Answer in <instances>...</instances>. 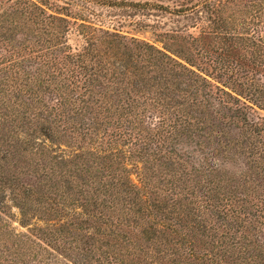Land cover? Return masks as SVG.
<instances>
[{
    "label": "trees",
    "instance_id": "16d2710c",
    "mask_svg": "<svg viewBox=\"0 0 264 264\" xmlns=\"http://www.w3.org/2000/svg\"><path fill=\"white\" fill-rule=\"evenodd\" d=\"M60 21L30 0L6 8L0 1V129H8L4 133L7 142L14 138L33 149L31 142L37 132L48 138L51 134L67 135L83 143L80 155L75 156L91 157L105 172L95 168L101 177L89 172L86 188L77 198H47L50 210L60 205L65 213L56 218L61 225H50L56 226L54 232L51 228L42 232L39 245L44 244L43 250L55 249L54 245L66 253L75 251L84 259L82 264H165L160 257L152 262L150 253L131 241L124 228L131 227L133 215L147 212L136 225L142 227L146 221L161 236L180 238L181 219L195 212L198 227L217 245L221 256L217 264H264V115H255L256 109L264 111V86L252 84L248 74H244V90L232 86L237 72L233 59L224 58L225 67L222 69L221 63L213 73L184 59L186 66L144 40L95 28L81 32L82 41L71 50L60 41L62 36L67 38L57 30L55 22ZM34 25L35 30L43 28L42 34L32 42L22 40L18 29L32 30ZM34 48L45 52L38 54ZM124 50L129 66L112 62V57ZM154 73L171 80L152 84L150 92V80L157 79ZM45 94L54 95L55 103L46 102ZM217 124L223 125L218 128ZM176 134L193 135L189 141L199 157L191 162L192 172L181 163L191 160L188 153L180 155L170 145ZM194 136L198 141H193ZM126 143H130L128 150L123 148ZM233 144L244 153L243 183L213 175L222 170L213 162L218 161V151ZM40 146L39 153L48 155L44 145ZM133 158L145 164L154 160L166 168L182 164L175 171L180 169L189 177L193 198L187 201L188 208L172 196L167 198L172 179L162 181L167 185L164 194L148 176L138 180L139 185L132 182L126 161ZM144 169L142 175H148L149 167ZM240 185H244V194ZM117 209H124L125 215H116ZM3 227L5 222L0 219V230ZM91 228L94 233L89 234ZM81 230L83 234H78ZM65 233L80 238L82 246L67 241ZM219 235L229 240L228 246L213 238ZM184 240L188 254L202 260L204 253H197L185 234ZM235 253V258L228 259ZM22 255L0 264H31L29 256Z\"/></svg>",
    "mask_w": 264,
    "mask_h": 264
},
{
    "label": "rangeland",
    "instance_id": "374dc122",
    "mask_svg": "<svg viewBox=\"0 0 264 264\" xmlns=\"http://www.w3.org/2000/svg\"><path fill=\"white\" fill-rule=\"evenodd\" d=\"M0 1L6 8L14 6L20 0ZM30 1L40 6L46 14H52L55 18L62 19L60 22H55V25L61 36L62 33L63 35L67 34V38L64 39L62 36V40H60L66 46L65 48L71 47L70 49L74 50L76 44L82 41L81 32L85 33L91 28H95L124 35L127 38L144 40L166 51L182 63H185L184 59L191 60L196 67H204L213 73H217L221 63L222 69L225 67L224 58L227 60L229 58V61L233 59L235 60L233 66L237 72L233 78L235 83L232 86L235 85L244 90V74L253 78L252 84L264 86V0ZM34 27L36 25L32 27V30L20 28L17 31L18 35L22 37V40L32 42L35 36L42 34L43 31V28L35 30ZM60 48L62 47L56 49ZM32 50H37L38 54L45 52L41 48ZM224 53H228L230 56L227 57ZM129 59L126 50H124L120 51L119 55L112 57L111 60L129 66L127 65L130 64ZM185 65L188 66L186 63ZM152 75L157 79L150 80L149 85L152 87L147 88L150 92L154 87L152 84L157 86L158 83L165 84L171 80L170 76L158 78L157 74ZM168 85L172 87L171 84ZM44 98L50 105L55 103L54 95L45 94ZM255 115H264V111L256 109ZM124 124L131 125L130 122ZM222 125L217 124L218 128ZM129 128L134 130L131 126ZM7 131V128L0 129V219L5 222V227L0 230V263L8 261L10 258H22V253H25L26 256H29L28 263L31 264H40L38 260H43L45 264H82L84 259L80 258V255L75 251L66 253L54 245L52 246L55 249L47 248L48 251H44L42 248L44 244L39 245L42 232H47V228H51L54 232L56 226L50 225H61V221L56 218L65 213L61 210L60 205L53 206L54 210H50L47 198H55L57 201H61L63 196L77 198L78 192L82 188H86L85 180L88 178L89 172L92 175L100 176L102 174L98 173L99 171L95 172V168L101 170L103 165L98 164L91 157L88 158L85 154H81L79 158L75 156L80 155L82 151L79 146L83 143L79 139L71 140L63 134H51L48 138L37 132L31 142L33 149H29L14 138L7 142V136H4ZM235 132L237 135L239 134L238 130ZM176 135L177 137H173L174 140L170 145L180 155L188 153L191 160L186 158L181 163L186 166L188 172H192V163L194 164L195 159L199 157L194 143L189 141L193 135L187 137ZM242 137L238 138L239 142H242ZM20 138L24 139L25 136L20 135ZM193 141H198L196 136ZM126 144L123 146L124 150L130 148V143ZM40 145H44V150L48 155L43 156L42 153H39L42 150ZM236 146L235 144L227 147L224 145L218 151L216 155L218 161L213 162L220 165L222 170L219 174L222 175L213 173L217 179H219L218 176L221 178L224 176L231 182H244V153H241V149ZM35 148L38 150L35 151ZM226 148L227 151H224L223 149L226 150ZM126 163L130 179L137 185L140 180L144 179V176H148L154 186L160 188L156 190L164 194L167 185H164L162 181L172 179L170 186L172 191L167 192V198L172 196L175 202L180 203L183 208H188L187 203L189 204V202L187 201L193 198L190 195L192 191L188 182L189 177L186 173H181L180 169L175 171L176 167L181 168L182 164L175 165L174 168H166L157 161L153 160L145 164L137 158L126 161ZM145 166L149 167L148 175H142L143 172H146ZM101 172L105 174L104 171L101 170ZM239 189L244 194V185H240ZM196 194L199 196V193ZM170 204L171 202L168 201V206ZM123 211L124 209H117L115 214L122 215L124 213L125 215V211ZM144 213L133 215L129 223L131 227L123 228L129 232L128 237L131 241H136L144 251L150 253L152 262L158 257L163 258L165 264H217L220 260L221 256L217 253V245L213 244L206 230L203 231L198 227L197 213L194 212V215L190 214L189 217L181 219L179 231L183 235L180 238L171 235L167 238L164 234L161 236L146 221L142 227L136 225L142 222L140 216ZM201 220L202 217L200 222ZM135 221L138 223H134ZM115 223L114 220L113 225ZM80 233L83 234V230L78 232V234ZM92 233L94 230L91 228L89 234ZM232 233L236 236L240 235L239 232H229V234ZM65 234L68 236H65L67 241L71 244L82 246L80 238L73 239L70 234ZM184 234L193 241L197 253H204L202 260L188 254L189 250L186 247ZM213 238L219 242L221 240L227 242L226 245H229L227 238L220 237V235ZM239 241L243 243L244 240L240 239ZM236 245L238 246V244ZM182 249H184V253ZM237 255L235 253L228 259L235 258ZM35 258L37 261L34 260ZM150 261L151 259L147 263ZM235 264H240V262L237 261Z\"/></svg>",
    "mask_w": 264,
    "mask_h": 264
}]
</instances>
